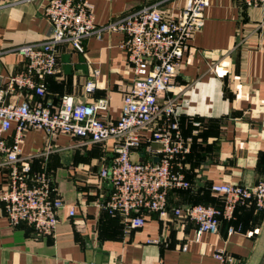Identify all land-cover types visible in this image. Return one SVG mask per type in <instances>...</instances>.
<instances>
[{
  "label": "crops",
  "instance_id": "0c3cea01",
  "mask_svg": "<svg viewBox=\"0 0 264 264\" xmlns=\"http://www.w3.org/2000/svg\"><path fill=\"white\" fill-rule=\"evenodd\" d=\"M16 1L0 0V92L8 103L35 99L33 91L10 92L9 80L25 66L18 48L44 42L50 33L48 0ZM186 2L91 0L99 27L149 6L176 17ZM124 39L118 32L87 38L84 54L70 44L60 46L57 73L47 79L48 99L57 103L71 95L86 104L108 99L110 108L100 115L117 120L122 97L135 78L122 48ZM90 81L95 90L89 93ZM166 98L175 99L183 136L192 141L185 173L193 187L171 191L169 210L198 204L222 207L213 185L251 187L264 180V7L210 0L205 26L190 42ZM14 133L13 127L10 138ZM113 153L111 140L85 145L80 138L51 140L43 130H28L22 156L34 171L50 175L54 194L74 206L76 214L61 211L54 234L41 236L26 224L11 227L0 202V264H219L213 255L218 250L235 264H264V212L252 205L239 206L233 220L222 219L218 235L206 233L199 241L196 225L171 213H146V223L138 229H130L120 215H109L103 206L111 186L99 174L110 166ZM7 176L8 168L0 166V190Z\"/></svg>",
  "mask_w": 264,
  "mask_h": 264
},
{
  "label": "built area",
  "instance_id": "2783aa9c",
  "mask_svg": "<svg viewBox=\"0 0 264 264\" xmlns=\"http://www.w3.org/2000/svg\"><path fill=\"white\" fill-rule=\"evenodd\" d=\"M36 0H18L31 3ZM247 7H264V0H242ZM210 0H187L182 12L174 17L149 6L99 27L91 0H48L45 14L50 33L44 42L18 48L24 57L22 72L10 78V92L33 91V101H6L0 92V166L8 168L6 187L0 190V202L11 227L26 224L38 235L51 236L59 224V214L68 209L74 217V206L54 194L50 175L34 171L29 158L22 156V144L28 130H43L53 140L61 135L80 138L85 145L114 142L110 166L99 178L110 183V194L103 206L111 215H120L130 229L144 227L146 213H171L196 225L195 240L206 234L218 235L221 221L233 220L239 206H254L264 212V180L254 186L223 183L211 187L223 199L222 207L198 204L168 209V196L174 190H191L186 177V159L191 152V139L183 136L175 99L167 94L174 81L190 42L205 26V11ZM104 32L125 36L122 48L134 72L130 90L123 95L120 117L110 120L101 112L110 101L76 102L71 95L55 103L47 97V79L57 73L59 47L70 44L84 54L83 41L101 38ZM99 72L94 73L97 77ZM95 83L86 85L87 92ZM194 126H201L194 122ZM15 128L13 137L9 132ZM143 132H150L148 137ZM159 144L153 149L152 144ZM48 145V153L51 152ZM146 157L142 159L141 153ZM138 156L137 162L132 156ZM159 161L156 162L155 159ZM171 211V212H170ZM234 229H230L233 233ZM187 246H183L186 250ZM219 264H235L224 251L213 252Z\"/></svg>",
  "mask_w": 264,
  "mask_h": 264
},
{
  "label": "water",
  "instance_id": "95a60500",
  "mask_svg": "<svg viewBox=\"0 0 264 264\" xmlns=\"http://www.w3.org/2000/svg\"><path fill=\"white\" fill-rule=\"evenodd\" d=\"M141 157H142V159H144V158L146 157V153H145V152H142V153H141ZM131 159H132L133 162H137V160H138V156L133 155ZM155 161L158 162L159 159L156 158Z\"/></svg>",
  "mask_w": 264,
  "mask_h": 264
}]
</instances>
